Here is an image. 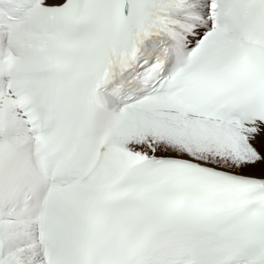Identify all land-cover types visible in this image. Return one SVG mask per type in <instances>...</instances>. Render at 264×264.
<instances>
[{"label": "snow or ice", "instance_id": "1", "mask_svg": "<svg viewBox=\"0 0 264 264\" xmlns=\"http://www.w3.org/2000/svg\"><path fill=\"white\" fill-rule=\"evenodd\" d=\"M0 264H264V0H0Z\"/></svg>", "mask_w": 264, "mask_h": 264}]
</instances>
